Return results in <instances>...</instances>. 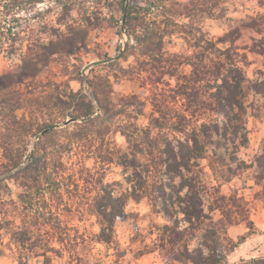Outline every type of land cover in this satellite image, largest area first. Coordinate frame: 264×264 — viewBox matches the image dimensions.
I'll return each mask as SVG.
<instances>
[{"label":"rangeland","instance_id":"rangeland-1","mask_svg":"<svg viewBox=\"0 0 264 264\" xmlns=\"http://www.w3.org/2000/svg\"><path fill=\"white\" fill-rule=\"evenodd\" d=\"M138 1L143 8L150 4V0ZM122 4L123 0H0V77L8 76L7 80L15 82L8 92H0V164L4 163V152L11 149L21 150L26 156L22 165L33 152L42 155L45 150L56 155L55 161L63 162L60 170L49 168L48 171L54 178L56 176L63 201L52 200L49 193L45 194L43 204L41 201V206L47 201L48 211L57 216L62 228H66L63 246L52 235L56 233L54 225L41 227L52 233L49 234L50 246L64 251L61 256L49 253L52 263L139 264L142 257L155 253L154 258L158 261L153 260L152 264H208L214 258H221V264H264V158L261 153L264 92L255 98L256 101H250L253 109L247 116L248 144L239 152L234 148L237 161L233 165L235 176L231 181L217 179L209 167V160L200 161L202 179L209 190L204 197V209L208 214L203 226L205 231H187L185 239L189 252L180 245L176 247L178 251H171L170 246L161 248L162 240L168 245V239L172 238L167 230L178 225L176 220H182L180 225L183 227L189 225L182 214L170 221L160 213L161 205L156 204L148 193L142 195L138 191L140 185L131 183L128 177L132 176V168L121 162L133 161L130 134L134 133L141 141L150 129L153 138L164 135L171 140L185 138L184 134L170 129L156 128V119L160 117L156 106L165 100L179 113L184 109L181 99L173 102L171 90L177 83L174 78L161 74L162 67L176 55L197 53L200 48L196 47V40L200 34L167 36L162 57L159 56L157 62L148 60L142 46L130 40L126 33L122 34ZM219 9L213 18L206 16L199 21L201 34L209 40H217L237 30L239 37L230 36L234 39L232 47L247 57L246 63L239 64L240 72L252 82H262L264 0H223ZM160 16L161 10L154 8L146 18L147 21H159ZM129 42L132 47L126 52ZM110 58L115 59L85 71L93 62ZM31 60L39 72L36 78L28 77L24 72L25 68L33 72V68L27 66ZM182 71L189 73L191 67L186 66ZM135 72L140 73L141 78L136 77ZM234 74L239 75L236 71ZM154 82L159 83L154 85ZM95 93L101 101L96 100ZM58 98L67 102L65 109L60 108L62 105L57 106ZM82 98H86L91 107L92 113L88 117L101 119L103 126L96 122L90 136L81 140L80 146L72 145L70 138L85 132L76 126L83 122L53 130L39 141L35 140L44 129L66 122L76 113L77 107L88 110ZM7 127H12L13 131H23L26 127L32 133L18 135L10 133ZM102 131L107 133L100 135ZM10 136L14 137L12 141L8 140ZM106 153L114 154V162L102 163L100 156ZM155 153L152 158L157 155ZM259 156L262 163L257 161ZM136 160L141 165L152 163L145 154H138ZM239 164H243L240 170L237 169ZM251 164L253 167L250 168ZM39 167L44 173L42 162ZM18 168L2 174L0 181L14 175ZM153 173L152 170V176ZM150 181L151 185L153 179ZM19 183L8 179L1 186L0 264H43L45 257L36 254L42 250L37 247L32 250L29 244L19 246L16 227L8 228L5 224L7 221L19 224L23 215L28 214L31 219L36 214L24 210L25 190ZM216 188L227 199L233 194L243 198L248 203L249 219L230 224L221 211L209 212ZM104 192H110L117 208L123 210V218L115 221V232L109 244L99 243L97 238L101 232L100 223L105 222L98 218L95 207L97 198ZM186 193L184 191L181 196ZM222 202H219L220 206ZM192 232L194 236H191ZM74 238L78 239L75 241ZM179 255L183 256L182 260Z\"/></svg>","mask_w":264,"mask_h":264},{"label":"trees","instance_id":"trees-1","mask_svg":"<svg viewBox=\"0 0 264 264\" xmlns=\"http://www.w3.org/2000/svg\"><path fill=\"white\" fill-rule=\"evenodd\" d=\"M222 2L223 0H150L147 8H143L142 3L138 0H130L128 6L125 33L130 40L142 46L144 56L148 60L157 62V58L162 57V51L165 47L164 41L167 36L174 33L184 35L200 34V37L196 40V47L200 48L197 53H194L193 56H187V54L176 55L174 59H168L167 64L162 67L164 71L161 74L163 73L164 76H169L171 79L174 78L177 83L176 87L171 90L174 93L173 102L181 99L184 101V109L179 113L173 107L168 106L165 100L159 101L156 106V113L160 116L156 119V128L161 130L170 129L175 133L184 134L185 138L171 140L167 135L153 138L150 129L147 133L145 132L146 135L141 141L134 133L133 135L128 134L133 161L128 164L121 162L123 166L130 165L129 168H132V176L128 177L131 183L140 185L138 191L142 195L148 193L151 198L155 199L156 204L161 205L160 213L162 212L170 221L173 217L177 218L179 214L185 217L184 222L189 227L180 225L182 220L178 219L176 220L178 225H174L173 229L167 230L173 235L168 241L165 239L168 245L163 244L164 240L161 241L163 242L161 248L164 249L165 246H170L171 251H178L176 247L180 245L185 252H189V246L185 239L187 231H205L203 226L208 219V214L205 213L204 209V197L209 190L202 179L203 170L200 161L209 160V167L217 179L224 182L231 181L235 176L233 165L237 161L235 158L237 152L246 148L248 144L247 116L248 111L253 109V104L250 101L255 100L257 96L262 95L264 92V88L260 87V85L264 86V80L262 82H252L241 74L239 64L246 63L247 57L238 54V49L232 47L234 39H230L231 35L239 37L237 30H232L217 40H209L205 34H201L199 21L206 16L207 18H213L214 14L220 11L219 7ZM125 3L126 0H123V13ZM154 8L161 10V20L147 21V14ZM178 19L187 22L182 23ZM161 24L164 25V28ZM169 29H172L171 33L168 32ZM201 43L202 45L206 44V46H202ZM131 47L129 42L126 52ZM27 66H31L33 72L25 68L26 75L36 78L39 72L34 67V62L29 61ZM186 66L191 67L189 73L182 71V68ZM235 71L236 75L239 74L238 76H235ZM133 74L141 78L140 73L135 72ZM7 77H0V92H8L9 88L15 83L12 80H7ZM158 83L154 82L153 84ZM94 96L97 101H101L97 93ZM58 100L57 106L62 105L60 106L61 109L68 106L67 102L61 98H58ZM82 102L88 107V110H81L77 107L76 113L69 117L82 119L87 118L92 113L87 99L82 98ZM103 111L107 110L103 108ZM201 120L203 122L200 123ZM96 122L103 126V122L98 118H90L81 124H76L79 128H83L85 132L82 131L72 135L70 138L72 140L71 144L80 146L81 140L87 135L90 136L91 129ZM15 123L17 122L15 121ZM7 128L10 133H18V135L23 132L24 134L32 133V130L26 129V127L24 129L21 127L23 131H13L12 127ZM106 133L107 131L105 133L102 131L99 134L104 135ZM13 138V136H10L8 140L12 141ZM234 148H237V152L234 151ZM154 152L157 155L152 158ZM261 153L263 154L262 158H264V145L261 148ZM138 154L147 155L152 163L141 165L136 160ZM113 155L110 153L102 154L100 159L102 163L110 164L114 162ZM54 156L56 157L53 152H47L46 150L42 155H36V152H33L32 161L8 178L19 181L20 186L25 190L23 196L24 210L27 212L34 211L36 214L31 219L28 214L23 215L19 224L11 221H7L5 224L9 226L8 228L10 226L16 227L19 236L16 240L19 246L29 244L28 246L32 250L35 247L42 250V253L37 252L36 254L45 257L43 264H53L49 253L61 256L64 252L63 249L50 246V235L52 233L50 234L41 229V227L49 224L54 225L56 233L52 235L57 238V242L63 245L65 238L62 236L66 228H62L57 216L48 211L47 201L44 202V206H41V201L43 204L47 193H49L52 200L63 201V195L57 184L56 176L54 178L48 172L49 168L60 170V166H63V162L58 159H56L58 161H55ZM25 157L21 150L11 149L5 151L3 154L4 163L0 164V176L21 166ZM260 158V156L257 157V161L262 163ZM123 160L125 159L123 158ZM41 162L44 166V173L39 171ZM262 164L264 165V159ZM242 166L243 164L237 165V169L240 170ZM249 167L251 168L253 165L251 164ZM152 170L155 176H152ZM160 172L162 173L158 175ZM8 179L0 181V193L2 191L1 186ZM152 179V188H149ZM177 180L179 183H176ZM149 189L152 190L149 192ZM184 191H187V193L182 197ZM213 193L215 199L208 209L209 212L221 211L230 224L236 220L246 221L249 219L248 203L243 198L233 194L227 199L226 196L220 194L218 188L214 189ZM220 201H223L221 206L219 205ZM0 203H3L1 198ZM15 206L18 207L17 204ZM181 206L184 208H181ZM95 208L98 218L105 222V224L100 223L101 232L97 237L98 242L109 244L112 242L115 232V221L123 218V210L117 208L110 192H104V195L97 198ZM40 210L45 211L41 213ZM2 227L0 222V229ZM194 235L195 233L192 232L191 236ZM77 239L74 238L75 241ZM81 239L83 238L81 237ZM183 243L184 246H182ZM182 257V255H179L181 260ZM220 259L214 258L208 264H221Z\"/></svg>","mask_w":264,"mask_h":264},{"label":"water","instance_id":"water-1","mask_svg":"<svg viewBox=\"0 0 264 264\" xmlns=\"http://www.w3.org/2000/svg\"><path fill=\"white\" fill-rule=\"evenodd\" d=\"M129 3H130V0H126V3H125V9H124V13H123V19H122V24H121V31H122V34L125 33V27H126V18H127V13H128V6H129ZM115 58H110L109 60H105V61H97V62H93V64L87 66L85 68V71H87L88 69L94 67V66H99L101 64H106V63H109L111 61H113ZM85 71L83 74H85ZM91 117H88V118H83L81 120H78V119H73V118H69L66 122L64 123H61V124H55V125H51L50 127L44 129L40 134H38L36 137H35V140L36 141H39L41 138H43L45 135H47L48 133L52 132L53 130H56V129H60L62 127H65V126H69L70 124L72 123H75V122H84V121H87L88 119H90ZM32 157H33V154L30 155V157L28 158V161L26 162V164L20 166L18 168V170L22 169L23 167H25L27 164H29L32 160Z\"/></svg>","mask_w":264,"mask_h":264},{"label":"crops","instance_id":"crops-1","mask_svg":"<svg viewBox=\"0 0 264 264\" xmlns=\"http://www.w3.org/2000/svg\"><path fill=\"white\" fill-rule=\"evenodd\" d=\"M154 255H155V253H152L150 255H146V256L142 257L139 260V264H145V263H148L149 261H150V263H148V264H152L153 260L158 261L157 259L154 258Z\"/></svg>","mask_w":264,"mask_h":264}]
</instances>
